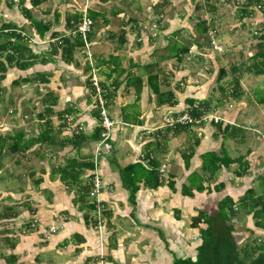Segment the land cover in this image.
Segmentation results:
<instances>
[{
	"label": "crops",
	"instance_id": "0c3cea01",
	"mask_svg": "<svg viewBox=\"0 0 264 264\" xmlns=\"http://www.w3.org/2000/svg\"><path fill=\"white\" fill-rule=\"evenodd\" d=\"M209 1H213L218 7L219 4H227L225 6L231 8L230 14L233 15L234 24L230 30L237 36L243 35L245 29H251L258 22L264 25V13H251L247 10L249 13L245 14L242 6L228 4L230 1ZM247 1L249 4L252 2ZM51 2L52 0H46L40 6L31 8L29 0H0V28L10 24L15 30L24 33L26 36L22 46L27 48L29 54L37 57L34 64L26 70L9 68L1 80L0 107L4 97L7 100L6 106H10L4 115L8 118L9 113L12 114V108L23 104L22 98L18 97L20 95L16 94V87L19 85L32 86L30 90L35 92L36 97L32 102V98L27 100L28 103H33L32 108L40 104L44 111L49 106L46 102L47 96L57 97L55 105L51 106L55 113L53 116L33 120L38 123L36 126H40L36 131L37 137L44 129V121L50 119V134L55 144H35L26 150V153L32 152V156L30 154L28 157L29 164L38 158L41 163L44 161V167L35 166L31 170V187L27 188L24 192L26 195L23 194L22 198L25 208L18 207L23 212L17 210V204L21 202L18 201L20 197L12 196L9 198L10 205H7H15V214L8 221L19 218L22 222L26 220V226L21 229L23 234H20L19 238L24 244L21 249H16L17 245H11L7 261L1 255L0 264H99L100 240L104 254L102 264H172L176 258L193 260L201 242L199 231L206 226L201 219H197L198 214L202 212L204 215H214L218 211V203L226 197L233 201V209L236 212L231 224L240 222L238 214L241 209L242 214L249 219V223L245 225L246 230H237L236 226L232 225V233L238 235V245H235L242 247L247 236L254 235L251 232L256 233L254 236L260 242L264 229L255 226V221L261 218L253 216L255 211L264 207V66L259 64L262 60L264 62V58H255L258 49L252 54L248 52L247 56L229 54L225 57V52L218 54L211 50L209 45L199 48L191 46L182 61L178 62L179 70L176 76L182 78L178 79V85H184L183 89L178 91V85L173 86L165 82L168 84L167 89L173 92L177 100L175 106L157 105L153 93L143 80L146 74L138 73L137 70L128 72L120 64L125 74L121 75L122 78L118 77L119 85L114 88L113 96L108 100V113L113 122L110 148L100 156L99 174L105 184L101 199L108 209L100 234L93 225L92 209L87 208L90 200L86 198L84 203L77 201L76 190L86 185V176L90 169L84 171L81 184L71 187L70 190L60 181L57 174V169L64 166L69 158L86 162L92 160L95 142H86L79 149L71 146L60 148L59 143L71 137L78 127L84 135H91L98 125V110L95 108L93 95H90L87 89L85 79L88 73H84L82 64L67 65L61 61L60 52L56 55L49 52L52 40L70 35L65 28V17L73 13L59 11L57 5L50 7ZM89 3L90 0H85L86 7ZM23 7L29 10L26 13H29L32 19L50 27L43 37L35 32L33 24L22 11ZM79 9L77 12H82L84 8ZM88 10L91 9L87 7ZM214 10L217 11L216 8ZM156 12L161 13L158 10ZM111 21L109 19L108 24ZM219 21L220 19H217L218 24L209 26L208 31H214L216 41L226 51L228 38L225 39V33L221 35L223 23ZM52 33H57V36L51 37ZM139 35L140 32L137 36ZM3 40L1 35L0 43ZM137 40L141 43L140 39ZM259 41L260 39L254 41V45L257 46ZM89 43L90 46L97 43L92 34ZM227 46H230L232 51L241 50L243 47L239 42ZM247 51L250 50H245ZM29 54H22V58L26 60ZM96 55L98 53L93 55L95 61L98 58L106 60L110 57ZM246 62L248 66L245 67ZM256 65L259 68H256ZM113 67L111 65V68ZM256 70L262 74L255 75ZM108 72L106 67L99 72L104 86L110 85L116 78L113 74L107 79ZM219 72L221 76L218 75ZM128 75L141 77V83L137 86H127ZM25 78L34 80L19 85L13 84L18 79ZM44 80L47 82H43ZM200 102L208 103L209 112L219 116L221 120L218 123L207 121L199 126L166 131V120L188 112L191 105L195 107ZM112 103L117 106L116 111L111 109ZM67 109L72 110V113L61 120L56 113ZM19 110L16 117L8 118V122H15L14 125L0 122V131L4 132L2 136L7 137L10 142L14 141L17 134L22 135L24 142L34 137L23 139L24 133H14V127H18L20 121L22 124L24 122ZM67 119L70 120L69 125ZM35 146H38V151L39 146L46 148L45 153L37 156L33 154ZM82 151L88 153L85 155ZM211 152L225 153L226 159L231 162L227 167L221 166L209 177L202 172L201 166L202 156ZM189 155L185 166L184 156ZM153 160L159 163L158 172L163 170L160 176L163 184L156 189H150L140 182L135 204L131 205L118 169L137 162L147 167L148 162ZM191 173L204 176L206 182H203V186L207 189L203 192L193 190L192 196H184L181 187L188 184L187 178ZM168 181L174 183L173 191L167 186ZM249 191L251 193L245 199ZM9 193L11 195L13 192ZM257 199H261V202L254 207L252 202ZM243 205L245 208H242ZM34 217H37L38 222L32 229L30 224ZM51 225L57 227V230L46 238L44 232Z\"/></svg>",
	"mask_w": 264,
	"mask_h": 264
},
{
	"label": "trees",
	"instance_id": "16d2710c",
	"mask_svg": "<svg viewBox=\"0 0 264 264\" xmlns=\"http://www.w3.org/2000/svg\"><path fill=\"white\" fill-rule=\"evenodd\" d=\"M46 0H29L31 8H35L40 6ZM160 2V1H159ZM161 2H165V0H161ZM257 3H261L264 6V2H260V0H252L251 4L249 1L245 3V5H241L242 11L245 14L249 12L252 13L251 10H248L247 6H253ZM23 1L21 2V5ZM249 12H248V11ZM22 11L26 13L29 12L28 9L25 7L22 8ZM157 11V10H156ZM120 11H115L112 15L120 14ZM88 16L93 21V26L90 33L87 35V41L91 39V32L93 28L96 26V22L98 18L102 19L104 25H107L109 20L105 18L104 13L88 10ZM156 14H160L156 12ZM27 18L31 21L34 26L35 32L40 36L43 37L46 32L50 30V27L42 23L41 21H37L32 19V16L29 13H26ZM81 12H73L72 14H67L65 17V28L70 32L69 36H62L59 37L55 41L49 49L51 54L56 55L60 52V59L65 64L70 65L74 64L77 65L79 62L75 58V52H83L84 48V41L82 40L81 36L76 32L77 27L80 23ZM57 21V19L55 18ZM5 29L15 30V27L10 24L2 25L0 28V38L1 35L3 36L4 40L0 43V81L5 77V73L11 67L18 68L19 70H26L30 66H32L36 60V56L33 54H29L27 48L23 47L22 44L24 42V37H21L16 32L4 33ZM121 34L116 38L117 47L122 46L125 42V33L123 29H121ZM195 30L197 34V38L194 41L183 40V42H178L174 39V35L170 37L171 43L166 47L168 50V57L175 58L177 61H181V56L188 53L189 48L193 45L196 47H201L203 45L209 44V39L207 36L208 33V25L207 21L201 20L195 25ZM74 33V34H73ZM57 33H52L51 37L55 38ZM200 39H202L203 43H200ZM260 41L257 42V52L255 54V58H264V33L259 38ZM59 50V51H58ZM28 52V56L26 60L22 58V54ZM44 60V59H43ZM44 62V61H43ZM96 67L98 71L103 67L108 68L107 79H110L113 74L116 75V78L112 80L109 86H113L116 88L119 83L118 77L125 74V70L120 67V62L118 57L110 55L108 59H97L95 61ZM261 66H264L263 60L259 62ZM111 65L114 66L111 68ZM157 64H148L141 67L147 75V86L149 87L151 93L156 97V104L157 105H164L168 104L170 106L177 105V100L174 97V94L171 90L160 91V83L158 81V69H156ZM256 68H259L256 65ZM262 70V68L260 69ZM89 71V65L87 62L84 63V73ZM102 72V71H101ZM255 75L262 74L261 71L256 70L254 72ZM221 76V74H220ZM127 83L128 86H137L141 83V77H131L130 75L127 76ZM34 79L25 78V79H18L13 84L19 85L20 83L24 82H32ZM43 79H41L42 81ZM47 82V80L43 81ZM87 89L90 91V95H93V90L90 87V83L88 81V77L85 79ZM107 89L108 86H104ZM112 92L107 93V99L110 100L112 98ZM46 102H48L49 106H47L43 114H38V118L44 119L50 118L55 113L51 106L55 105L57 97L53 95H48ZM192 104V101H190ZM208 103L200 102L198 106L193 107L192 105L189 108L188 114L191 117H198L201 114V107L209 110ZM72 110L67 109L60 111L57 114L59 118L64 119L65 116L70 115ZM97 119H99V114L97 111L96 114ZM190 126H176L173 129L166 128V131H175L178 128H184ZM52 130V125L50 119L44 121V129L36 138L29 139L28 141H22V135L17 134L14 136L13 142H8L7 137H0V157L4 153V148H8V151L12 152H22L26 151L31 148L35 144H43L48 142L49 146L55 144V141L52 140V135L50 134ZM102 129L100 127H96L94 132L86 136L81 131L77 134H72L71 137L67 138L65 141L59 143L60 148H64L66 146H71L74 149H79L83 144L86 142H97L100 139ZM162 135L163 133L160 132ZM189 156H184V164L187 166ZM149 160V159H147ZM152 160V159H151ZM231 160L226 159L225 153L216 154V153H206L202 156V166L201 170L203 173L207 174L209 177H212L220 168L221 166L227 167ZM159 163L155 160L148 162L147 167H143V165L139 162L127 165L123 168H119L118 172L121 178L122 186L128 191V201L131 205L135 204V195L139 189L138 184L140 182L143 185L150 189H156L163 184V180L160 178V174L158 172ZM88 169H93V164L91 161L85 160H77L75 158H69L66 160L65 165L61 166L57 169V174L59 175V179L62 183L65 184L69 190L71 187H76L81 184V178L84 174V171ZM209 179L207 178V181ZM188 184L183 185L181 187V193L184 196H192L193 190L197 192H203L207 189V187L203 186V182H206L204 176H201L198 173H191L187 178ZM167 186L173 191L174 190V183L172 181L167 182ZM89 191V187L84 185L76 190L77 193V201L84 203L85 199L87 198V194ZM251 192L249 191L245 197V199L249 196ZM244 201V200H243ZM261 202V199H257L253 201V206L257 207ZM234 203L233 201L226 197L223 198L218 203V211L212 215H204L202 212L198 214L197 219L202 220L203 223L206 225L205 228L200 229V239L201 242L196 249V256L195 259L185 258L180 259L176 258L173 260L172 264H264V243L249 246L245 245L244 247H237L235 242L232 238V232L234 231L233 226L231 224V220L236 216V212L233 209ZM250 206V208H253ZM87 208H93L92 205H87ZM11 212L9 214V218H13L15 211H12V208L9 206L7 207L5 212ZM254 217L261 218L259 221H255V226L264 229V207L258 209L253 213Z\"/></svg>",
	"mask_w": 264,
	"mask_h": 264
},
{
	"label": "rangeland",
	"instance_id": "374dc122",
	"mask_svg": "<svg viewBox=\"0 0 264 264\" xmlns=\"http://www.w3.org/2000/svg\"><path fill=\"white\" fill-rule=\"evenodd\" d=\"M90 2L91 3L87 5L88 9L104 13L105 18L112 20L110 24L104 25L101 18L97 19L96 26L91 32L92 37L97 41L94 46H90L93 55L94 53H98V55H102L104 58H108L110 55L117 56L122 65L121 67L126 69V71L130 72L137 70L138 73L143 74L144 71L141 67L156 63L160 91L169 90L167 89L168 84L166 85V81L173 86H177L179 83L178 79L181 78L179 75L176 76V73L179 70L178 62L180 61L168 57V50L166 48L171 43L170 37L172 35L175 34L174 39L178 42H183V40H188L189 42L194 41L197 38L195 25L199 21H207L209 27L212 24H218L217 19H220L219 22L223 23V29L220 30V33L221 35L225 33V39L228 38V40H226L227 45L230 43L236 44L237 42H239L240 45H243L242 49L237 51L230 50V46L226 45L225 57H228L229 54H241L242 56H247L248 52L251 54L256 52L257 46L256 44L254 45V41H257L260 38V36L252 35V31L256 27L258 28V26H253L252 28L250 26L251 29H245L243 35L237 36L232 30H230V27L234 24L233 15L230 14L231 8L225 6L227 4L223 6L219 4V7L215 6V3H213V1L210 2L209 0L206 2H204V0H165V2H161V0H90ZM46 4H48V2H46ZM228 4L231 3L229 2ZM49 5L50 7H52V5H57L59 6L58 10L65 13L76 12L79 8L82 7L83 9L86 7L85 0H52ZM215 8L217 11L214 10ZM156 10L161 11V13L156 14ZM115 11H120L121 13L112 15ZM263 26L264 25L261 24L259 27H262V31L264 32ZM122 27H124L125 42L119 48L117 47L116 38L121 34ZM12 32H16L20 36L22 33L18 30H12ZM139 32L140 35L137 36ZM137 39H140L141 43H138ZM199 42L203 43L202 39H200ZM247 49L250 51L245 52ZM74 56L79 63L82 64L84 70V63L86 61L84 52L77 51ZM183 57L184 55L181 56V61ZM244 65L245 67L248 66L247 62L244 63ZM218 75L220 76V72ZM120 78H122V76ZM143 80L146 82L145 85L147 86V75L143 76ZM122 81H124V79ZM31 87L32 86H26L24 84L16 87V90H18L16 94L20 95L18 97L22 98L23 104L20 107L12 108V114L10 115L9 113L8 115V118L11 116L12 119L17 116L18 109L21 110H19L20 116L22 118L24 117V122L22 124L20 121V125L14 127L13 131L14 133L17 131L24 133L23 139L30 136L36 138V131L40 126H36L38 123H36V121L33 122V120L38 118V114L43 113L40 104L35 106V108H32L33 103L31 104L27 102L30 98H32V102L36 97L35 92L30 90ZM183 87L184 85H178L176 89L180 90L183 89ZM2 101L3 103L0 107V122L14 125L15 122H11L13 120L8 122L10 119L6 118L7 115H4L10 109L9 104L6 106V97H4V99L2 98ZM111 107L113 111H116L117 106L114 103L111 104ZM2 135H4V132L1 130L0 137ZM43 145L45 146L46 144ZM39 148L40 151H38V146H35L34 148L35 150L33 154L35 153L36 156L37 154L45 153L44 151L46 148L41 146H39ZM49 148L54 150L52 147ZM82 153L86 155L88 152L82 151ZM30 154L32 156V152L8 151V148L6 147V149L4 148L3 155L0 157V256L2 255L3 259L6 261L11 252V245L14 247L17 245L16 249H21L23 246L24 242H21L19 238L20 234H23L21 229L26 226V220H23L22 222L21 218L8 221L7 218L11 212L5 211L7 207H9L7 205H10L9 198H12V196L16 198L20 197L18 201L21 202L17 204V210L23 212L22 209L25 208V202H22V198L23 194L26 195L24 192L27 191V188L31 187V183L29 185L30 178H32L30 176L32 173L31 170H33L35 166L40 167L42 165V167H44V161L41 163L38 158L36 160L32 159L35 160L33 161L34 163L29 164L28 157ZM9 192L13 193L10 195ZM19 206L22 209L18 208ZM10 207L12 208V211L15 210V205ZM242 208H245L244 205ZM242 212L241 209V213L239 212L238 214L240 219L237 217L240 222H232V225L236 226L237 230H246L247 228L245 225L249 223V219L246 218L245 214H242ZM251 233L254 235L256 234L253 232ZM254 235H250L249 240L241 246H253L264 243V235L260 238V242H258V238Z\"/></svg>",
	"mask_w": 264,
	"mask_h": 264
},
{
	"label": "built area",
	"instance_id": "2783aa9c",
	"mask_svg": "<svg viewBox=\"0 0 264 264\" xmlns=\"http://www.w3.org/2000/svg\"><path fill=\"white\" fill-rule=\"evenodd\" d=\"M88 1V0H86ZM224 2L230 1V3H233L236 7L238 5H245L246 0H223ZM260 2H264V0H260ZM248 10L264 13V6L261 3H257L253 6H247ZM261 22H258L255 24L256 27L252 31L253 36H260L263 35L262 27H259ZM93 26L92 19L87 14V7L83 9L81 12L80 17V23L77 27L76 32L81 36L82 40L84 41V55H85V62L89 65V71L88 73V81L90 83L91 89L93 92L94 97V105L95 108L98 110L99 119H98V127L102 129L100 139L96 142L93 150V157H92V164L93 169H90L89 174L87 177V183L86 185L89 187V191L87 194V198L90 200V205L93 206L92 208V220L94 228L101 234L104 223H105V216L107 212V206L101 199V194L105 190V184L103 183V180L101 179V176L99 174V165H100V156L103 154V152H106L109 150V141L112 137V129H113V122L109 117L108 113V99H107V93L113 92L114 87L108 86L107 89L103 87V80L99 76V71L95 64V59L93 56V53L90 50V43L87 41V35L90 33ZM12 30H4V33H10ZM74 34V33H73ZM21 36L25 37V34L21 33ZM208 39H209V48L213 50L214 52L218 54H224L225 49L224 47L219 44L214 36V31H208ZM57 40H52V43H54ZM220 117L212 114L209 112V110H206L204 107H201V114L198 117H191L188 112H183L182 114H177L175 117L166 120L165 128L173 129L176 126H199L202 123L213 122L218 123L220 121ZM70 120L67 119V123L69 125ZM70 128V126H68ZM69 130V129H68ZM79 131H81V128L78 127L74 130V133L77 134ZM163 172L162 169L159 170V173ZM38 222L37 217H34L32 223L30 224V228L34 229L36 224ZM57 230V227L51 225L45 232L44 236L47 238L49 234L55 233ZM259 242V241H258ZM100 252H99V264H102V260L104 258V254L102 253V240H100Z\"/></svg>",
	"mask_w": 264,
	"mask_h": 264
},
{
	"label": "water",
	"instance_id": "95a60500",
	"mask_svg": "<svg viewBox=\"0 0 264 264\" xmlns=\"http://www.w3.org/2000/svg\"><path fill=\"white\" fill-rule=\"evenodd\" d=\"M238 235H237V233H232V238H233V240H234V242H235V244L236 245H238V243H237V241H236V237H237ZM245 239V238H244ZM243 239V240H244Z\"/></svg>",
	"mask_w": 264,
	"mask_h": 264
},
{
	"label": "flooded vegetation",
	"instance_id": "af4514ba",
	"mask_svg": "<svg viewBox=\"0 0 264 264\" xmlns=\"http://www.w3.org/2000/svg\"><path fill=\"white\" fill-rule=\"evenodd\" d=\"M249 238H250V235H248V236H247V238H246V240H245V241L247 242V241L249 240Z\"/></svg>",
	"mask_w": 264,
	"mask_h": 264
},
{
	"label": "bare ground",
	"instance_id": "6f19581e",
	"mask_svg": "<svg viewBox=\"0 0 264 264\" xmlns=\"http://www.w3.org/2000/svg\"><path fill=\"white\" fill-rule=\"evenodd\" d=\"M84 49V48H83Z\"/></svg>",
	"mask_w": 264,
	"mask_h": 264
}]
</instances>
